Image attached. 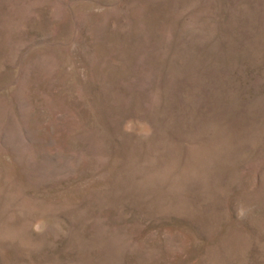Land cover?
<instances>
[{"label":"rangeland","instance_id":"obj_1","mask_svg":"<svg viewBox=\"0 0 264 264\" xmlns=\"http://www.w3.org/2000/svg\"><path fill=\"white\" fill-rule=\"evenodd\" d=\"M0 264H264V0H0Z\"/></svg>","mask_w":264,"mask_h":264}]
</instances>
